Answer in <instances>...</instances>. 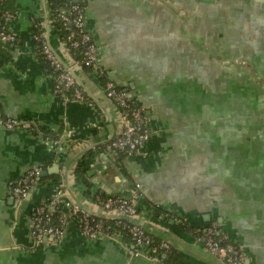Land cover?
Here are the masks:
<instances>
[{"label": "crops", "instance_id": "crops-1", "mask_svg": "<svg viewBox=\"0 0 264 264\" xmlns=\"http://www.w3.org/2000/svg\"><path fill=\"white\" fill-rule=\"evenodd\" d=\"M84 3L102 65L149 108L161 133L141 157L103 150L121 128L112 101L79 66L75 74L93 105L55 92L34 21L66 64L78 57L63 45L49 0H13L8 25L17 41L0 40V108L25 125L0 127V264H167L164 253L132 257L129 239L87 240L78 215H70L60 242L35 246L33 206L64 182L81 200L92 192L128 194L139 184L142 214L173 232L184 263L216 264L178 218L220 223L245 245L251 264H264V0ZM82 161L88 168L80 177ZM39 165L61 171L38 180L32 198L20 201L9 182ZM159 233L153 236L160 240Z\"/></svg>", "mask_w": 264, "mask_h": 264}, {"label": "built area", "instance_id": "built-area-1", "mask_svg": "<svg viewBox=\"0 0 264 264\" xmlns=\"http://www.w3.org/2000/svg\"><path fill=\"white\" fill-rule=\"evenodd\" d=\"M84 1L63 0L61 6L52 10L53 20L63 45L71 54L77 56L78 60L73 58L70 65L66 64L50 44L40 23L34 21L33 37L38 43V53L46 60L54 74L55 92L65 93L72 100L93 105L91 97L85 93L75 74L76 66L89 70L92 78L102 86L105 95L112 101L121 126L120 131L103 145V150L118 153L123 157H141L146 144L161 133V128L152 122L151 115L147 113L144 105L116 85L109 71L102 65V47L89 25ZM15 16L16 12L10 10L2 13L1 41L6 43L17 41L16 34L8 25ZM24 125L19 117L8 115L0 108V127L15 130L24 128ZM54 143L58 145L60 140L55 139ZM68 147L71 148V144ZM44 170V166H35L24 176L11 180L8 184L11 194L20 201L26 199L30 193L33 195L32 187L38 183V178ZM67 189L66 185L61 183L52 198L38 201L33 206L31 238L35 246L47 241L60 242L68 232L70 215H78L82 234L87 240L93 241L101 237L113 241L129 239L135 246L132 257L151 259L160 253L169 256L173 250L170 242L156 239L137 224L125 220L103 219L90 214L72 202ZM87 189L90 188L83 191L90 192ZM91 195L87 196L86 200L107 211H119L131 216L142 215L150 219L142 214L139 206V184H135L128 194L92 192ZM160 214L165 213L160 210ZM178 220L182 221L184 229L190 232L197 242L226 264H245L249 258L245 245L235 240L220 223L214 221L208 225L194 226L182 219Z\"/></svg>", "mask_w": 264, "mask_h": 264}, {"label": "water", "instance_id": "water-1", "mask_svg": "<svg viewBox=\"0 0 264 264\" xmlns=\"http://www.w3.org/2000/svg\"><path fill=\"white\" fill-rule=\"evenodd\" d=\"M147 110L148 114V107L144 106ZM61 171V168L59 165L53 166L52 168H48L46 170H44L41 175L39 176L38 180L40 181L42 178L47 177L49 174L52 173H59ZM65 175V172H64ZM65 185L66 182H64ZM68 187V185H67ZM68 191V195L70 196L72 202H74L75 204H77L78 206L84 208L85 210H87L90 214L99 217V218H103V219H108V220H125L128 221L130 223L133 224H137L139 226H141L143 229H145L148 233L152 234V235H156L158 234V232H160L161 234H163V236L161 237V240H166L168 242H170V244L172 245V242L170 240V237H173V232H170L169 230H167L166 228H164L163 226L159 225L158 223H156L154 220L146 218L142 215H135V216H131L128 215L126 213H122L119 211H107L105 209H103L100 206H97L96 204H93L92 202H89L87 200L84 199H77L76 197L73 196L70 188L67 189ZM32 196V193H30V195L26 198V199H30ZM34 211V210H33ZM208 222L211 220L209 217L207 218ZM221 222V221H220ZM159 233V234H160ZM45 240H47V238H45ZM197 242V241H196ZM202 248L203 250L214 260V262L216 264H226L222 259L218 258L217 256L211 254L203 245H201L199 242H197ZM248 252V250H247ZM249 254V252H248ZM165 257V255H164ZM142 258V257H140ZM158 261V259L156 260V262ZM253 262L252 258L249 255V258L247 259L245 264H251Z\"/></svg>", "mask_w": 264, "mask_h": 264}, {"label": "trees", "instance_id": "trees-1", "mask_svg": "<svg viewBox=\"0 0 264 264\" xmlns=\"http://www.w3.org/2000/svg\"><path fill=\"white\" fill-rule=\"evenodd\" d=\"M62 1L63 0H49L51 10H55L56 8L61 6ZM6 10L16 12L14 5H13V0H3L2 1L1 5H0V18L2 17V13L5 12ZM0 46H1V43H0ZM3 53H4V50L0 49V58L1 59L3 57ZM42 131L44 133H47V130L44 128L42 129ZM87 165H88V163H86L85 161L80 162V164L77 168V171H76L80 177H82L81 175L84 174L85 170H87V168H88ZM35 186H36V183L33 185L32 188L34 189ZM161 211L163 213H165V216L167 219H170L172 217H175L176 219L178 218L177 216H174L173 214H171V212H169L165 209H163V210L161 209ZM178 219H181V218H178ZM181 258H182V256L176 250L173 249L169 253V257H168V259H166V262H167V264H189V263L182 262L183 259H181Z\"/></svg>", "mask_w": 264, "mask_h": 264}]
</instances>
